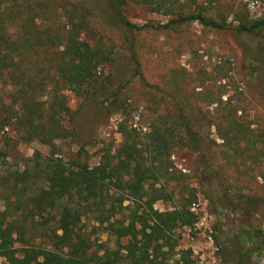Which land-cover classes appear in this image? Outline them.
Here are the masks:
<instances>
[{"label": "rangeland", "instance_id": "rangeland-1", "mask_svg": "<svg viewBox=\"0 0 264 264\" xmlns=\"http://www.w3.org/2000/svg\"><path fill=\"white\" fill-rule=\"evenodd\" d=\"M90 3L93 33L84 38L103 46L108 58L99 67L97 90L91 98L67 93L73 118L64 122L67 136L55 141V147L20 138L12 113L21 108L11 102L14 88L8 76L0 75V178L32 169L37 161L60 160L67 165L78 161L95 167L106 155L118 154L124 128L136 130L142 145L155 126L172 130V139L177 141L183 133L180 94L183 101L188 100L186 115L195 129H201V146L173 143L169 152L158 156L147 182V187L156 185L173 199L156 202L160 211H171L185 204L184 196L196 195L189 210L197 221L176 232L174 259L190 252L197 264H264V250L250 253L248 243L252 231L264 229V29L255 33L237 30L243 23L264 17V0L186 3L191 12L201 11L217 21L226 19L229 27L225 30L197 22L164 30L158 27L168 17L129 4L124 8L127 20L147 26L130 30L112 16L106 0ZM137 68L149 86L136 76ZM236 123L251 131L239 143L234 140L233 126L229 127ZM145 156L150 166L152 157ZM10 186L0 187V193L7 194ZM37 192L31 188L27 193ZM0 207L14 214L17 206L9 207L1 200ZM90 222L86 223L88 231L95 235ZM37 232L42 236L41 229ZM40 239L36 243H43ZM92 239L115 247V238L106 233ZM97 249L94 246L92 251ZM3 263L5 259L0 258Z\"/></svg>", "mask_w": 264, "mask_h": 264}, {"label": "trees", "instance_id": "trees-1", "mask_svg": "<svg viewBox=\"0 0 264 264\" xmlns=\"http://www.w3.org/2000/svg\"><path fill=\"white\" fill-rule=\"evenodd\" d=\"M90 1L0 0V75H7L14 88L11 102L21 109H15L12 116L24 142L38 140L55 147V141L67 136L64 122L73 118L67 93L89 99L97 90L98 70L108 55L99 43L84 38L93 33ZM190 1L106 3L112 16L130 30L140 31L147 26L127 20L124 8L129 4L143 5L168 17L167 23L158 27L164 30L192 22L217 30L229 27L226 19L217 21L201 11L191 12L186 6ZM263 29L264 17L237 28L247 33ZM136 76L149 86L140 68ZM174 91L181 93L177 88ZM178 96L184 104L179 116L183 133L177 141L172 139V130L155 126L142 145L136 130L124 128L118 154L106 155L95 167L78 161L72 165L60 160L37 161L32 169L2 176L0 187L8 183L12 187L6 188L7 194L0 193V201L17 206L14 214L0 207L3 264H170L176 255V232L197 221L189 210L196 195L184 196L185 204L171 211H160L155 208L156 202L173 199L156 185L147 187V182L158 156L169 152L173 143L196 149L201 146V129H195L185 113L188 100ZM229 103L226 105L233 108ZM231 126L237 143L251 132L243 123ZM145 153L152 157L150 166L146 165ZM31 188L38 192L28 195ZM49 215H53L50 220ZM87 221H91V231L96 234L114 237L115 247L92 239L96 234L88 231ZM38 229L42 236H38ZM37 239L43 243H36ZM14 243L22 247L16 248ZM248 243L250 253L263 251L264 229L252 231ZM94 246L96 251H92ZM172 264L197 263L190 252H181Z\"/></svg>", "mask_w": 264, "mask_h": 264}, {"label": "built area", "instance_id": "built-area-1", "mask_svg": "<svg viewBox=\"0 0 264 264\" xmlns=\"http://www.w3.org/2000/svg\"><path fill=\"white\" fill-rule=\"evenodd\" d=\"M255 5H256V3H253V4H252V8H255Z\"/></svg>", "mask_w": 264, "mask_h": 264}]
</instances>
